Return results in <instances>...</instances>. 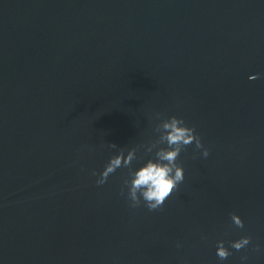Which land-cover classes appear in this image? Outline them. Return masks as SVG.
I'll list each match as a JSON object with an SVG mask.
<instances>
[{"label": "water", "instance_id": "water-1", "mask_svg": "<svg viewBox=\"0 0 264 264\" xmlns=\"http://www.w3.org/2000/svg\"><path fill=\"white\" fill-rule=\"evenodd\" d=\"M155 112L209 156L184 149V182L150 211L122 170L96 177L109 144L154 138ZM242 235L221 262L216 242ZM244 256L264 264V0H0V264Z\"/></svg>", "mask_w": 264, "mask_h": 264}, {"label": "clouds", "instance_id": "clouds-1", "mask_svg": "<svg viewBox=\"0 0 264 264\" xmlns=\"http://www.w3.org/2000/svg\"><path fill=\"white\" fill-rule=\"evenodd\" d=\"M258 74L250 75L256 79ZM154 121V138L132 147H119L115 143L108 147L112 154L105 161L96 177L97 185H104L110 175L123 171L121 195L133 208L143 206L150 211L162 207L177 187L185 180V168L178 161L181 152L189 145L195 146L204 158L209 156V148L204 145L194 126H190L182 117L155 112L150 116ZM232 224L244 227V220L236 212L231 213ZM249 235L226 242H216V256L221 262L231 255V249L237 251L247 248L251 243ZM181 245L178 243L177 247ZM257 250L259 245L256 246ZM247 256L241 257L246 264Z\"/></svg>", "mask_w": 264, "mask_h": 264}]
</instances>
